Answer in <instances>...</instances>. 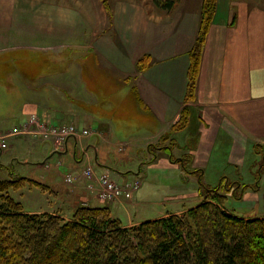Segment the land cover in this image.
Returning a JSON list of instances; mask_svg holds the SVG:
<instances>
[{"label":"rangeland","instance_id":"obj_1","mask_svg":"<svg viewBox=\"0 0 264 264\" xmlns=\"http://www.w3.org/2000/svg\"><path fill=\"white\" fill-rule=\"evenodd\" d=\"M202 2L182 0L173 10L166 11L155 6L152 0H0V26H4L0 27V35L10 37L9 41H25L41 47V50L24 51L26 60H39L35 63L42 65L41 71L50 66L45 61L56 56L54 61L57 62L51 61L54 64L51 66L55 67L51 84L65 80L64 84L73 93L69 101H73L75 109H91L89 116L96 110L92 120L73 113L72 117L58 123L31 112L23 124L17 125L19 120L14 119L13 110L22 96L21 79L10 76L16 73V68H4L0 63V142H6V146L0 148V180L7 182L0 191V200L12 197L24 211L48 212L66 219H71L80 207L102 208L122 224L131 226L139 224L130 225L137 220L155 219L180 210L182 213L195 207L214 195L207 191L206 185L218 188L224 179L219 193L225 195L224 206L229 211L244 218L264 217V145L256 146L257 153L249 152L244 165H215L204 173L199 169L194 171L190 163L184 168L178 162L176 167L169 159L167 161L171 149L170 159L177 157L176 143L172 139L177 130L172 127L167 134L154 139L152 146L147 145L152 139L138 142L132 139L153 133L157 122L144 110L133 82L123 77L118 66L128 68L141 42H145V47L163 42L169 46V52L176 55L173 59H183L186 44H194L196 40L191 41L195 38L193 32L197 34L196 29H199ZM236 3L264 12V0H237ZM238 6L234 7L236 11ZM237 13H234L235 20ZM142 30L151 33L145 35ZM96 31L100 35L95 42L99 38L107 41L94 49L85 48ZM13 54L3 53L0 62L13 58ZM98 54L107 62H98ZM142 57V64L146 66L151 55ZM7 74L11 79L6 92V79L3 82L2 78L8 77ZM81 93L88 100L83 99ZM65 102L64 98L57 100L59 105ZM99 110L106 111L114 120V135L102 139L104 145L97 153L91 150L83 160L79 155L75 158L74 151L78 154L81 145L94 142L96 135L104 136L107 131L106 122L99 125L100 119L107 120L105 113ZM34 115L36 118L32 120ZM181 117L182 113L176 123ZM72 124L79 130L80 144L75 147L74 139L70 140L69 151L59 153L66 145L62 146V135L51 134L48 129ZM84 129L89 133H83ZM166 145L170 148L166 149ZM51 146L58 152L48 153ZM147 149L153 154L160 151L163 157L155 162L153 155L146 154ZM109 166L116 168L115 171L107 169ZM219 166L226 167L222 170ZM250 182L257 188L261 184V188L250 189L243 199L242 183ZM110 183L120 189L130 184L131 196L118 194L116 189L110 188ZM111 204L115 205L112 209L115 216Z\"/></svg>","mask_w":264,"mask_h":264},{"label":"crops","instance_id":"obj_2","mask_svg":"<svg viewBox=\"0 0 264 264\" xmlns=\"http://www.w3.org/2000/svg\"><path fill=\"white\" fill-rule=\"evenodd\" d=\"M236 2L237 0H218L216 13L202 49L195 95L187 103L185 94L190 63L187 52L192 46V42L186 44V56L181 60L173 59L176 55L170 53L169 46L164 45L163 42L156 46H146L148 48L145 47V42H141L136 47L128 68L126 67L124 70L123 65L117 68L125 79L133 82L134 91L138 95L142 107L157 122L156 130L153 133H146L140 139L132 138L133 141L152 139L147 143V145H152L154 139L170 131L173 124L180 118L184 107L188 106V122L185 127L173 133L172 139L176 143L177 157L183 158L188 155L189 163L194 171L199 169L205 173L208 167L223 164L226 166L228 164L244 165L247 154L249 152L257 153L256 146L264 145V12L258 9L244 8L243 5L247 4L243 2L242 5V3ZM235 6H238L237 11L234 9ZM235 12H238L237 20L234 19ZM143 30L141 32L145 35L150 32ZM196 30L197 34L195 31L192 34L193 37L195 35V38L191 40L193 42L199 29ZM52 32L53 29L50 33ZM99 35L96 31L93 34L94 37L91 38L92 41L85 44V48L94 49L97 44L104 45L107 41L105 38L102 41L99 38L98 42H95ZM9 39L10 37L0 35V55L11 52L15 54L16 52L17 57L14 58L13 54V58L5 59L0 63L4 68H16V73L10 76L21 79L19 88L22 91V96L17 108L13 110L15 111L14 119L19 120L17 125L23 124L31 112L53 123L67 120L72 117L73 113L76 114L75 116L80 113V118L89 116L88 111L91 109H75L73 101H69L74 96L68 90L70 87L64 84L65 80H61L55 85L51 84L50 77L55 71V67L51 66L54 65L51 61H54L56 56L52 60L47 59L45 64L50 66L41 71L42 65L35 63L39 60L35 58L26 60L24 53L25 50H41V47L28 45L25 41L16 40L13 42ZM136 51L138 52L136 53ZM146 54H150L151 59L144 68L138 70L142 55ZM98 56V62H107L102 54H98ZM10 76L2 78L3 82L6 79V92L9 91ZM44 77L47 78L44 79ZM80 95L82 98L84 97L83 99L88 100L84 94ZM63 98L66 99V104H57V100ZM27 103L31 106L27 107L25 105ZM99 111L100 113L104 112L105 118H107L104 121L100 119L99 125L102 126L100 123L106 122L108 124H106L107 131L105 134L103 133L104 136L96 135L94 142L81 145L78 154L77 151H74L75 158L79 155V159L83 160L91 150H95L97 153L100 146L104 145L102 139L105 140V136L113 137L114 120L107 116L106 111ZM95 113L96 110L93 109L89 116L91 120ZM70 140H73L75 147L78 145V139L70 137L63 147L64 151L59 153L69 151ZM164 147L169 149L168 145ZM50 152L53 154L58 151H55V148L51 146L48 153ZM146 152L147 155H153V159L157 160L155 162H159L163 157H160V151L153 154L147 149ZM170 154L171 157L172 149ZM170 157L167 156V161L169 159L171 165L178 167V163L172 162ZM26 162L29 161L26 160ZM97 164L103 166L101 162L97 161ZM226 166L219 167L224 170ZM107 169L115 171L116 168L109 166ZM117 171L123 173V171ZM242 184L247 185L242 194L243 199L247 197L250 189L257 188L253 182ZM259 188H261V184L257 190ZM110 206L113 214L112 209L115 208V205L111 204ZM143 221L137 220L130 225Z\"/></svg>","mask_w":264,"mask_h":264},{"label":"trees","instance_id":"obj_3","mask_svg":"<svg viewBox=\"0 0 264 264\" xmlns=\"http://www.w3.org/2000/svg\"><path fill=\"white\" fill-rule=\"evenodd\" d=\"M180 1L152 0L166 11ZM217 4L203 0L198 35L188 52L186 103L195 95ZM139 67H145L142 60ZM188 117L186 105L172 129L185 127ZM171 161L185 168L190 159L185 155ZM223 180L218 188L206 185L214 195L195 207L131 226L102 208L80 207L66 219L24 211L18 201L6 197L0 200V264H264V217L244 218L229 211L225 195L219 193ZM6 184L0 180V191Z\"/></svg>","mask_w":264,"mask_h":264},{"label":"built area","instance_id":"obj_4","mask_svg":"<svg viewBox=\"0 0 264 264\" xmlns=\"http://www.w3.org/2000/svg\"><path fill=\"white\" fill-rule=\"evenodd\" d=\"M35 118H36V116L34 115L32 117V120H34ZM48 130H49V132L51 134L60 133L62 135V137H61L62 138V143H63L62 146L66 144L67 140L70 137H74L76 139L79 137L78 136L79 135L78 134L79 130L73 124L72 125H64V126H52ZM82 132L87 134V133H89V130L84 129ZM46 137H49V135L46 136ZM4 146H6V142H3V143L0 142V148L4 147ZM56 148H61V146L60 147H56ZM106 182H107V180H106ZM129 186H131V185L130 184H126V186H124L122 189H120L118 187H114V184L110 183V188L116 189L118 194H125L128 197H130L131 193H132V191L129 189Z\"/></svg>","mask_w":264,"mask_h":264}]
</instances>
